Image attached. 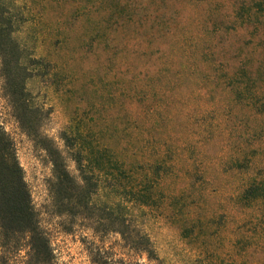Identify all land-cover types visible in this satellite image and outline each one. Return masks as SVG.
Masks as SVG:
<instances>
[{
  "label": "rangeland",
  "instance_id": "1",
  "mask_svg": "<svg viewBox=\"0 0 264 264\" xmlns=\"http://www.w3.org/2000/svg\"><path fill=\"white\" fill-rule=\"evenodd\" d=\"M252 2L0 0L20 43L28 97L44 107L43 133L71 172L78 174L65 133L109 149L138 178L161 179L156 202L134 205L132 219L164 264H264L260 209L242 208L236 199L264 155L232 161L240 144H259L264 118L231 101L223 83L208 76L211 61L254 55V24L236 13ZM0 121L15 143L55 264H94L98 249L110 259L154 264L128 249L119 233L58 212L51 157L14 114L1 56ZM95 173L104 205L113 196L107 172Z\"/></svg>",
  "mask_w": 264,
  "mask_h": 264
},
{
  "label": "trees",
  "instance_id": "2",
  "mask_svg": "<svg viewBox=\"0 0 264 264\" xmlns=\"http://www.w3.org/2000/svg\"><path fill=\"white\" fill-rule=\"evenodd\" d=\"M236 13L242 20L254 24L253 35L258 39L256 43L253 41L255 53L251 56L241 53L235 63L211 61L213 71L208 76L223 83L231 101L264 118V0L242 5ZM9 23L0 9V56L6 96L20 126L51 157V191L57 198L58 212L92 220L98 230L103 226L106 231L117 232L128 249L145 254L154 264H164L150 235L132 219L134 205L149 206L156 202L154 189L160 186L161 179L148 175L138 178L134 168L127 165L126 160L117 159L109 149H103L82 134L73 138L65 133L78 174L71 172L62 151L43 133L44 107L28 97L26 81L29 76L22 62L20 43ZM253 130H260L259 144L252 145L251 149L240 144L232 161H257L259 154L264 155V127ZM102 152L106 154L100 156ZM92 159L96 160V167L89 165ZM157 161H164L163 156L159 155ZM251 166L252 163L247 162L245 168ZM102 168L106 169L113 195L104 205L98 201L101 177L95 173ZM257 168L258 174L247 179L236 193V199L242 208H259L258 215L264 222V165ZM106 253L98 249L93 257L94 264H144L130 257L110 259ZM0 264H55L50 238L41 225L15 143L1 121Z\"/></svg>",
  "mask_w": 264,
  "mask_h": 264
}]
</instances>
